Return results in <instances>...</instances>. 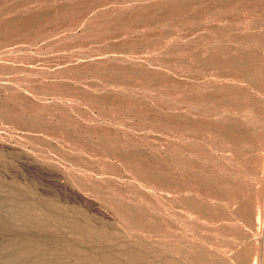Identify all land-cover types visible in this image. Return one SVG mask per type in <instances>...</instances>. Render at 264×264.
Listing matches in <instances>:
<instances>
[{"label": "rangeland", "instance_id": "374dc122", "mask_svg": "<svg viewBox=\"0 0 264 264\" xmlns=\"http://www.w3.org/2000/svg\"><path fill=\"white\" fill-rule=\"evenodd\" d=\"M0 264H264V0H0Z\"/></svg>", "mask_w": 264, "mask_h": 264}, {"label": "bare ground", "instance_id": "6f19581e", "mask_svg": "<svg viewBox=\"0 0 264 264\" xmlns=\"http://www.w3.org/2000/svg\"><path fill=\"white\" fill-rule=\"evenodd\" d=\"M14 211V210H13Z\"/></svg>", "mask_w": 264, "mask_h": 264}]
</instances>
